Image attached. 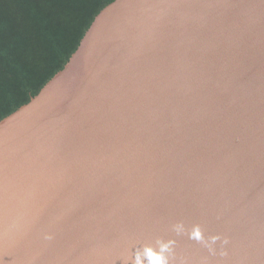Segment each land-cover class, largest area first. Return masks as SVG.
I'll return each mask as SVG.
<instances>
[{"label":"water","instance_id":"water-1","mask_svg":"<svg viewBox=\"0 0 264 264\" xmlns=\"http://www.w3.org/2000/svg\"><path fill=\"white\" fill-rule=\"evenodd\" d=\"M0 264H264V0H114L0 121Z\"/></svg>","mask_w":264,"mask_h":264},{"label":"trees","instance_id":"trees-1","mask_svg":"<svg viewBox=\"0 0 264 264\" xmlns=\"http://www.w3.org/2000/svg\"><path fill=\"white\" fill-rule=\"evenodd\" d=\"M114 0H0V121L27 104Z\"/></svg>","mask_w":264,"mask_h":264}]
</instances>
